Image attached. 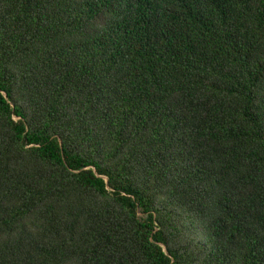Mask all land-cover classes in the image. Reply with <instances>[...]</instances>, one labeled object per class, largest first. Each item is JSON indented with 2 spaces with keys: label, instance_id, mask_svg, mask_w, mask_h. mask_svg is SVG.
Returning <instances> with one entry per match:
<instances>
[{
  "label": "trees",
  "instance_id": "1",
  "mask_svg": "<svg viewBox=\"0 0 264 264\" xmlns=\"http://www.w3.org/2000/svg\"><path fill=\"white\" fill-rule=\"evenodd\" d=\"M0 264H264V0H0Z\"/></svg>",
  "mask_w": 264,
  "mask_h": 264
}]
</instances>
